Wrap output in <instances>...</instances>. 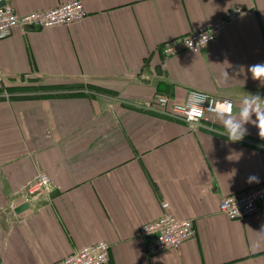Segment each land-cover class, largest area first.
Segmentation results:
<instances>
[{
    "label": "crops",
    "instance_id": "0c3cea01",
    "mask_svg": "<svg viewBox=\"0 0 264 264\" xmlns=\"http://www.w3.org/2000/svg\"><path fill=\"white\" fill-rule=\"evenodd\" d=\"M8 1L25 14L70 0ZM79 1L78 22L0 38V264L54 263L99 240L106 264H264V209L218 211L224 196L264 183L258 128L233 143L215 116L194 125L169 113L189 90L232 100L237 116L243 97L264 98L248 71L264 64V0ZM235 7L204 48L161 54ZM38 172L51 189L15 214ZM162 201L195 232L148 254L138 232Z\"/></svg>",
    "mask_w": 264,
    "mask_h": 264
},
{
    "label": "built area",
    "instance_id": "2783aa9c",
    "mask_svg": "<svg viewBox=\"0 0 264 264\" xmlns=\"http://www.w3.org/2000/svg\"><path fill=\"white\" fill-rule=\"evenodd\" d=\"M242 11L238 7L231 8L225 16L205 28L162 42L158 46L159 50L165 57L173 56L179 52L200 50L210 44L218 31L230 21L236 19ZM86 14L87 12L79 0H70L46 10H32L25 14L15 13L12 4L8 0H0V38L8 36L15 28L24 30L26 26H31L46 29L59 25H69L82 20ZM192 92H198L206 96L207 103L202 106V114L192 113L190 122L188 114L182 110V107ZM166 99L165 97L155 99L157 105L163 111L167 105ZM184 99L182 103L172 104L169 113L178 116L188 124L195 125L215 116L209 105L215 107L216 104L228 98H216V96L202 91L189 90ZM230 101L232 102V100ZM51 187L50 176L45 172H38L32 180L22 187L23 201L31 204L36 196L48 192ZM168 204L167 201H162L159 204L161 208L160 215L140 227L138 232L140 237L147 238L149 235H154V239L148 241L146 245L148 254L169 247H178L180 243L194 235L192 219L177 218L170 211ZM8 205L11 206V203ZM261 209H264V183L250 187L239 194L224 196L218 202V211L229 219L244 218ZM109 246L108 242L99 240L71 251L57 262L44 264H106L109 258Z\"/></svg>",
    "mask_w": 264,
    "mask_h": 264
},
{
    "label": "clouds",
    "instance_id": "9594fccd",
    "mask_svg": "<svg viewBox=\"0 0 264 264\" xmlns=\"http://www.w3.org/2000/svg\"><path fill=\"white\" fill-rule=\"evenodd\" d=\"M251 73L252 79L264 85V64H255L248 68ZM226 79L230 78L228 73L224 72ZM207 103V97L198 93L192 92L182 110L188 114L189 121L191 122L192 113L202 114V106ZM241 108L237 115L232 114V102L228 99L218 103L215 107L209 105L213 111L217 122L222 124L228 140L235 143L241 141L247 134L246 124L252 123L258 128V134L261 139H264V98L259 94H248L240 101ZM255 115L256 119L253 120L252 116ZM248 182H259L256 176H250Z\"/></svg>",
    "mask_w": 264,
    "mask_h": 264
},
{
    "label": "water",
    "instance_id": "95a60500",
    "mask_svg": "<svg viewBox=\"0 0 264 264\" xmlns=\"http://www.w3.org/2000/svg\"><path fill=\"white\" fill-rule=\"evenodd\" d=\"M28 28L30 29L32 27L31 26H26L25 27V29H28ZM29 206H30V203H28L27 201L26 202H23L20 205L16 206L13 209V212L15 214H18V213L22 212L23 210H27L29 208ZM147 238L153 240L154 239V235L153 234L152 235H149V236H147Z\"/></svg>",
    "mask_w": 264,
    "mask_h": 264
}]
</instances>
